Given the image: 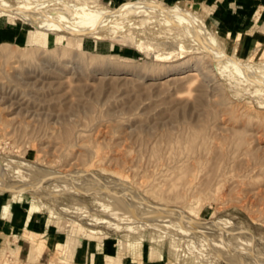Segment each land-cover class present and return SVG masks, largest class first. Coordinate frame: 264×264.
<instances>
[{
	"label": "rangeland",
	"instance_id": "1",
	"mask_svg": "<svg viewBox=\"0 0 264 264\" xmlns=\"http://www.w3.org/2000/svg\"><path fill=\"white\" fill-rule=\"evenodd\" d=\"M139 5L195 16L220 56ZM0 9V23L37 39L3 45L14 58H0V197L66 239L40 257L30 240L7 242L0 264H75L81 241L112 245L122 264L149 253L158 264H264V55H228L195 1Z\"/></svg>",
	"mask_w": 264,
	"mask_h": 264
},
{
	"label": "crops",
	"instance_id": "2",
	"mask_svg": "<svg viewBox=\"0 0 264 264\" xmlns=\"http://www.w3.org/2000/svg\"><path fill=\"white\" fill-rule=\"evenodd\" d=\"M174 1H195L209 10L210 27L228 55L235 58L254 57L259 52L264 55V0ZM23 27L0 23V45L29 46L30 35L26 37ZM3 193L0 192V196ZM11 202V199L3 200L0 197V250L7 242L13 244L14 240L18 243L30 240V257L36 255V248L40 257L45 248L56 249L65 242L66 239L52 229L44 216L32 211L30 207L26 209L21 204ZM117 253L110 244L103 242L94 246L81 241L78 247L71 249V258L75 264H114L116 260L122 264L121 252ZM139 259L141 262L129 261L128 264H158L152 253H149V259L145 262L142 255H139Z\"/></svg>",
	"mask_w": 264,
	"mask_h": 264
},
{
	"label": "bare ground",
	"instance_id": "3",
	"mask_svg": "<svg viewBox=\"0 0 264 264\" xmlns=\"http://www.w3.org/2000/svg\"><path fill=\"white\" fill-rule=\"evenodd\" d=\"M142 4V3H141ZM179 6L169 9V8H164L161 6H154V5H139L137 6V11L140 13H143L147 16L153 17L154 19L152 20H158V21H169L172 24L179 25L183 28H189L192 32L196 33L195 37L199 39L200 41L203 42L205 47L209 50V52L213 53V56L216 58L217 56H220L219 54V49L214 41V39L210 36L208 31L206 30L205 26L201 23H199L195 16L190 15L188 13L184 12H179L178 11ZM3 11L2 9H0ZM9 12V11H8ZM11 15L16 16L17 14L15 12H10ZM127 13H118L115 14V18L119 19H124L125 16H127ZM19 19V18H18ZM32 21V20H29ZM44 36V35H43ZM50 38H45L41 39V42L44 40L46 42L49 41ZM37 41L36 38L32 37L30 39V44L34 43ZM5 47L7 46H1L0 47V58L2 59H12L13 54L8 51ZM19 59V57H17ZM260 80H264V73L261 76ZM32 189V188H30ZM27 190V189H22ZM34 194V190H27ZM110 202V201H109ZM112 203V202H111ZM113 208H116L113 206ZM132 218V217H131Z\"/></svg>",
	"mask_w": 264,
	"mask_h": 264
},
{
	"label": "built area",
	"instance_id": "4",
	"mask_svg": "<svg viewBox=\"0 0 264 264\" xmlns=\"http://www.w3.org/2000/svg\"><path fill=\"white\" fill-rule=\"evenodd\" d=\"M23 23V22H22ZM24 24V23H23Z\"/></svg>",
	"mask_w": 264,
	"mask_h": 264
}]
</instances>
